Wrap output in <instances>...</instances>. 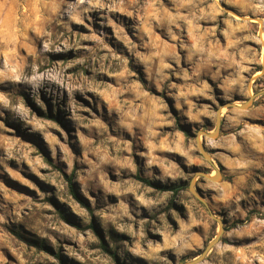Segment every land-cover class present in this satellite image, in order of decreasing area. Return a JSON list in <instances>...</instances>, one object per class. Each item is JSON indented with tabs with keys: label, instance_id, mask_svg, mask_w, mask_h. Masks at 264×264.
<instances>
[{
	"label": "rangeland",
	"instance_id": "1",
	"mask_svg": "<svg viewBox=\"0 0 264 264\" xmlns=\"http://www.w3.org/2000/svg\"><path fill=\"white\" fill-rule=\"evenodd\" d=\"M262 89L264 0H0V264H264Z\"/></svg>",
	"mask_w": 264,
	"mask_h": 264
},
{
	"label": "water",
	"instance_id": "2",
	"mask_svg": "<svg viewBox=\"0 0 264 264\" xmlns=\"http://www.w3.org/2000/svg\"><path fill=\"white\" fill-rule=\"evenodd\" d=\"M264 92V89L260 90L259 93L262 94ZM255 96V94L250 95L246 100H244L243 102H241L240 104H235L233 102H228V106H235L237 108H246L249 106V104H251L253 97ZM220 124H221V118H220V109L217 110L216 112V117H215V127L211 132H201L200 133L209 136V137H215L217 136V134L219 133V128H220ZM196 144H197V148L199 150V152L202 154V156L210 163L214 166L211 157L209 155V152L206 149V146L203 142L199 141V138L197 136L196 138ZM196 173L198 174H202L204 176H207L208 178H211L212 180H219L220 178V169L215 167V174L213 176H208L206 175L204 172L202 171H196ZM189 190L191 191V193L198 199L200 200L203 204H206L205 200L203 199L201 193L194 187V180L192 179L189 183ZM208 208V212L210 214V216H212L213 218H215V220L218 222L219 228L216 232V235L213 237V239H211L208 244L206 245L205 249L202 250L201 254H199L197 257L192 258L191 260L183 263V264H193L196 261L200 260L201 258H203L206 250L214 243L216 242L222 231L224 230L223 228V220H221L220 218L216 217L212 211L210 210V208L207 206Z\"/></svg>",
	"mask_w": 264,
	"mask_h": 264
},
{
	"label": "trees",
	"instance_id": "3",
	"mask_svg": "<svg viewBox=\"0 0 264 264\" xmlns=\"http://www.w3.org/2000/svg\"><path fill=\"white\" fill-rule=\"evenodd\" d=\"M73 177H74L73 176V173H71L69 175H65L66 182H67V190H68L69 194L73 198H75L82 205L88 207V205L84 201L83 197L76 191V189L74 187V184H73ZM137 178L140 179V180H142L143 182H145L147 184L154 185L155 187H157L159 189H162V190H170L173 193L177 192L178 189H179V186L178 185H171V186L158 185V184L152 183L147 178L140 177L139 175H137ZM88 225H89L88 227L92 228L94 231H96L97 233H99L97 227L94 224V222H90ZM15 233L18 234L19 236H21V234L18 231H15ZM33 241H34V244L38 248L52 251V249L49 247V245L43 239H38V240L36 239V240H33ZM98 245H99V247H101L102 250L108 252L113 259L117 260V254L115 253V251L112 250L111 248H109L108 245L103 240H101ZM54 255H55V257L59 258V261H60L59 264H66L62 260V255H61L60 252L57 251V252L54 253ZM193 257L194 256H192L191 258H193ZM118 264H120V263H118Z\"/></svg>",
	"mask_w": 264,
	"mask_h": 264
},
{
	"label": "bare ground",
	"instance_id": "4",
	"mask_svg": "<svg viewBox=\"0 0 264 264\" xmlns=\"http://www.w3.org/2000/svg\"><path fill=\"white\" fill-rule=\"evenodd\" d=\"M221 110H222V109H221ZM214 174H215V172H214ZM214 174H212V173H211V175H210V176H213Z\"/></svg>",
	"mask_w": 264,
	"mask_h": 264
}]
</instances>
